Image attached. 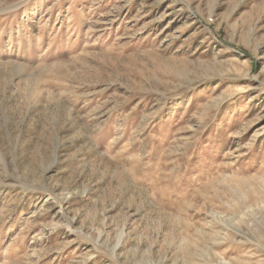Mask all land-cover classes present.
<instances>
[{"label":"rangeland","instance_id":"rangeland-1","mask_svg":"<svg viewBox=\"0 0 264 264\" xmlns=\"http://www.w3.org/2000/svg\"><path fill=\"white\" fill-rule=\"evenodd\" d=\"M0 264H264V0H0Z\"/></svg>","mask_w":264,"mask_h":264}]
</instances>
